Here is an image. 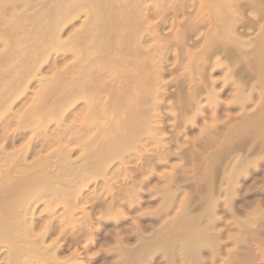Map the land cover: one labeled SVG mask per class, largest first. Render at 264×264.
<instances>
[{"label":"rangeland","instance_id":"1","mask_svg":"<svg viewBox=\"0 0 264 264\" xmlns=\"http://www.w3.org/2000/svg\"><path fill=\"white\" fill-rule=\"evenodd\" d=\"M140 1L136 5L133 4L132 6L131 3L129 6H131L133 9L130 10L131 9L130 7L128 12L127 11L124 12L127 14L123 15L124 14L123 13L122 16L120 15V12L122 13V11L118 9L117 7L118 5L114 4L116 23H119L121 20H123L124 22L125 19L127 20L129 18L131 19V17L135 15V13H136L135 16L138 17L139 13L137 10H140V15H141L140 18L138 19L140 24L139 27L140 30L139 29L138 30L140 31V35H141L139 37H142V41H139L141 42L142 46L139 43L138 44L135 43L136 46L133 45L134 43H131L132 45L130 43L129 44L127 43L128 44L127 47H129L128 52L132 50V46H134V48L136 47L135 48L136 51L132 50L134 51V55L132 52V55H130L129 53H128L129 55L127 54L128 57L124 56L125 60L127 61L125 63V65L127 66L124 65L125 67L124 70L127 71L131 70L132 72H134L133 70L136 69V67L132 66V64L133 65L137 64L136 66L144 71V72L142 71L143 72L142 74L143 75L147 74L148 76L146 79H148L151 82L149 83V82H145L146 80L145 81L143 80L145 84L149 83V86L150 84L153 86V88L150 89L151 99L149 101L140 99L139 105H141L140 107H143L142 108L144 110L143 112H145L144 115L146 117L145 118L146 125L142 127L138 135L139 142L135 143L132 146V148L122 153L120 158H115L113 160H110L109 166L107 167L106 170H104L105 173L104 172L99 173L98 175L93 177V180H91L90 178L91 182L87 184L88 183L87 181L86 183L87 186L84 183L86 186L83 187L84 189L78 188L81 189L83 195L81 194L82 195V196L80 195L81 199L78 200V198L80 197L79 196L80 193L78 194L79 190L77 191L78 194V195L76 194V196H78L76 198L77 202L74 199V196L69 193H65L61 195V197L56 196L57 198L55 197L54 201H52L53 197L50 196L52 200H50V198L47 199V203L49 201L50 203L53 202L51 205L50 203L49 204L45 203L46 205L44 204V201L46 202V200H44V197L46 199L47 194L46 196L44 195L41 199L37 200L32 205L33 208L31 207L32 213L28 214L29 215L28 217L32 218L30 219L32 220L31 225L33 224L35 225V228H33L34 225L32 227L33 233L37 235L40 234L41 236L42 234L41 232H44V235H46V236L43 235L44 236L43 240L46 244V245L44 244V246L51 248L49 250L47 249L48 251H45V253L47 254V252L49 253L58 252L59 261L64 263L66 262L67 264H111V263L123 264V262L124 264L127 263L129 264H145V263L146 264H198V263L199 264H264V152L263 153L261 152L262 147L259 146H257L259 147L257 148L259 149V151L257 152L255 150L256 145H254V143L257 144L256 142L258 141L257 139L254 143H252L253 145L250 143V141L251 142L254 141L251 140L253 137L257 138V136H259V133L261 132L262 129L260 130L257 127L256 129L254 126L257 125L251 124L252 123L251 120L248 119L249 115L257 108L256 106H258V103L260 102L261 99L259 97L260 93L258 91L259 90L258 83L260 81L258 80V77L260 79V73L259 76L257 74V71L260 72V68H261V60H259L261 59V57L258 56V51H256L257 50L256 46L258 45L256 44L254 45V42H257L258 40L256 39L258 37L257 31H260L259 27L261 25L263 26L262 23L264 20L262 21L258 19L260 21H257V18L252 17L253 14L255 15L254 12L258 11V10L254 11L255 9L254 7L257 4L253 3L254 1L257 2V0L254 1L245 0L248 3L252 1L251 3L255 4L252 5L253 10L251 5L249 7L251 8V10L249 9L250 11L248 10L246 11L245 7L243 6L237 7L236 9L237 10L239 9L238 11L240 12L239 13L240 15L242 14L241 10H243V12L244 11L246 12V15L244 14V16L246 17L245 18L244 16L242 17L243 14L241 16L239 15L241 19L237 18L238 20L236 21L238 23L234 22L233 20L229 22L230 24L228 25L229 27L227 26L228 21H226V23L220 20L207 21V18H203V19L196 18L193 20V16L191 19V15H193L191 14L192 13L191 11L193 8L190 6H187V8H185L184 7L185 5L182 4L181 0L177 1L178 4H176L177 6L176 13H178L176 15L180 16V18L179 16H176L178 17L177 18L178 20L175 18H171L175 16L173 15V10H172L173 8L171 9L169 0L168 3L167 0H140ZM189 2H191V0ZM243 3L244 2L242 1V3L240 4ZM257 6H260V3ZM129 11H131V13H129ZM188 12L189 13L191 12L190 13L191 15L189 14L190 19H186L189 18L187 17ZM248 12L249 13L253 12V14L250 13L249 15L247 14ZM126 15L127 17L124 18ZM78 18L79 19L74 20L75 22L73 21L74 24L71 23L73 25L68 24L65 26V28L61 33L63 40H65L70 35V33H72L74 29H75L74 31H76L78 30L79 26H81L82 21H84L83 14H81ZM242 18L245 20H243ZM253 19H255L256 21ZM127 20L125 21V23L127 22ZM247 22H250L252 27ZM254 23H256L255 24L256 26H254L256 30H253ZM233 24L234 27L232 28ZM194 26L197 28H195ZM226 27L228 28V30L229 28L233 29L234 33H232L231 29L229 31H226ZM223 28L226 32L223 30ZM182 29L184 31H182ZM125 31L126 34L128 32L125 29L123 31L124 34L122 33L123 35H126ZM213 32L214 34H212ZM223 32H225V35ZM251 42L253 44V45L251 44L252 46H250ZM130 45H131V50H130ZM137 45L140 47H137ZM254 46L256 47V49L254 48ZM70 55L71 54L68 51H65L59 53L57 52L56 54L49 56L48 60L44 61L43 65H41V74H42L41 77L49 78L51 74H53L54 72L61 71L66 66L73 63ZM132 56H135V59L134 58L132 59ZM256 59L258 60V62ZM130 60L134 61V63L131 64ZM252 62H254L253 63L254 65L252 64ZM130 64L132 68L135 67L133 68V70L130 68L129 66ZM127 68H129V70ZM135 71L137 75V73L139 72L138 69ZM139 73L141 74V72ZM104 74L106 73L104 72ZM125 74H128L126 76H130L129 72H125ZM106 75L110 76L108 74ZM112 76L114 75L112 74ZM68 77L70 78V76ZM64 78L61 79L62 80L64 79L65 82H68L69 79L67 78V76H64ZM106 78L104 77L103 79H105L107 83L104 82V84H101V86L105 85V89L106 87L108 88L106 90L107 93H110L111 91L110 94H112L111 96L113 98H115L114 96L120 95L119 93L121 91H123V93L126 91V89L124 88L125 86H123L122 83L124 81L126 82V80H127L126 83H128L129 81L127 78L125 79L123 78L124 80V81L122 80L123 82L118 80L119 82H122L121 83L122 86L118 81H116L115 77L112 78L110 76V79L109 78L106 79ZM100 80L101 79H99V81ZM213 80L215 81L214 83ZM256 80H258V82ZM94 81L96 84L97 79L96 80L94 79ZM143 81H141L142 82L141 85H139L137 88L139 89L141 88L143 90V86L145 85ZM116 82L119 85L116 84L115 86H113L114 88L115 87L117 88V89L115 88L116 89L115 90L111 86L114 85ZM125 82L123 83L124 85H126ZM99 83L97 82L98 86ZM109 83L111 86L109 85ZM252 83H254V85ZM38 84L39 83L35 80H33L32 82L30 81L26 93L23 94L24 96H21L19 100L14 102L12 107L7 110L8 114L4 111V114L6 113L7 117H9L11 121H12V117L15 116L14 113L16 114L19 113L21 110L25 109L24 106L26 105L27 108L29 107L30 102H32L33 100L32 98L34 97L35 92L38 89L37 88ZM119 86H121V89ZM145 86L147 87L148 85ZM243 87H245L246 89ZM114 91L116 92L115 93L116 95L113 94ZM134 91L136 92V90ZM213 91L216 93H214ZM251 92L254 93V95ZM257 92L259 93V95ZM107 93L104 95H107ZM110 94L103 97L106 98L110 96ZM247 94L253 95L254 98L253 97L251 98ZM111 96L109 98L113 99ZM208 96L209 98L212 97V99L208 100ZM213 96H215L216 98ZM213 99L215 101H213ZM254 100L259 102L257 103L255 101L257 103L256 104ZM78 101L75 104L73 103V105L70 106L69 109L67 110L68 112H65V114H63L66 117L65 118L63 116L66 119L65 120L66 122L62 123L63 125L61 124V126H57L56 124H54V122L52 124L50 122L47 123L44 120L45 126L46 123L48 124L46 126L47 129L44 132L40 131L37 134V136H34L36 137L35 139H33L35 141V142L33 141L34 144L31 143L30 146L26 144L28 142L27 139H29V137L31 138V134L25 132L24 138L25 139L27 138L26 139L27 141L25 139H21L23 140V143L20 140L19 142L17 141V143H15L16 147L14 144L11 145L10 142L12 140V137L17 136V131L16 133L14 132L16 130L15 128L18 129V127H16L15 124L12 125L11 123L12 126H8L7 128H5V130L4 129L0 130V137L2 138L3 137L2 134L5 135L6 133L4 138L7 136L8 137L6 139L4 138L2 139H4V141L10 140L8 142L7 141L4 142L0 138V142L2 141L5 144L9 143L10 147L7 146L8 144L2 145L3 143H0V146L7 149L8 150L7 152L9 151L14 152L13 150L18 149V151L15 150L18 153L19 151H21L19 149L23 147L22 148V153L24 152L23 154L21 152L19 154H17L16 152L15 153L17 154V160L19 159L26 162L28 161L27 164H32V161L33 163H36L34 162L35 160L37 161V159L40 160L42 158V157L40 158L39 155L47 156L54 149L56 152V149L59 146L57 145L55 146V144H53L57 148L52 149L51 147V149H49V147L47 146L43 147L42 145L43 141L44 139L45 140L48 139L46 138L47 136L51 137L55 133L58 135L59 133L63 132L61 130L65 129L66 126L67 128L68 126L69 128L71 127L72 131H73L72 128L75 126L77 130L80 128L83 129V127L81 126L82 124H84L83 122L84 120H82L84 116L83 112H85V116H87L86 114L88 113L87 112L88 109L84 100H78ZM142 101L143 103L146 102L145 105L143 106H142L143 104ZM132 104L133 105H129V107L132 106L130 107V109L139 108L140 110L139 105L138 107L136 106L137 107L136 108L134 107L133 102ZM252 105L255 108H253ZM77 107L78 108L81 107L82 109L80 108L78 109ZM76 117H78L77 120L76 119L74 120L73 118ZM9 119L7 118V121ZM14 119L15 118H13V121ZM78 119H80V121ZM112 119L113 117L111 118L110 116L109 121H111ZM247 119L249 121H247ZM124 120H125V116H124ZM102 121L103 123H105L104 122L105 120ZM109 121H108L109 124L113 122V121L111 122ZM79 124L80 127H77L79 126ZM93 124L95 126H93ZM243 124L245 125L242 127L241 125ZM91 127L92 129L90 132H93L91 134L89 132V128H86V130L88 129L87 133L89 132L88 134L87 133L86 134L87 135L90 134L89 136L84 135L85 130L83 131L84 134L83 132L82 133L78 131H77L78 133L75 131L74 132L77 134L81 133L82 135L87 137H90L91 135H92L91 137H98L97 135L98 132H100L101 127L99 126L98 128V125L96 126L94 122L92 123ZM75 128L74 130H76ZM252 128L254 129V132H252L253 134L251 133ZM239 129L242 130V133ZM255 130L258 133H256ZM113 133L116 134V131H114ZM254 133L256 134L254 135ZM73 134L70 135L73 136ZM81 134L77 136L80 138V140L79 138L77 139L76 141L77 143L78 140L79 143L82 142L81 140H83V136ZM80 135L82 136V139ZM111 135L113 134L111 133ZM76 136L74 134L75 138ZM259 137L261 138V136ZM69 138L71 141L74 142V144L73 143L71 144L70 141H69L70 143L66 142V144L65 143L63 144L65 145V147L67 144H70L67 145V147L69 146V148L67 147L66 148L68 150L73 149L72 151L69 150L70 153H68L69 154L68 158L69 157L70 158L67 162L73 160L72 163L73 162L78 163V161H80V156H82L83 154L81 148L82 145L80 147L75 142L76 139L75 140L74 138L71 139V137L68 136L67 139ZM87 139L89 140V138ZM82 143L84 144L85 142ZM258 143L261 144L260 141ZM23 144L28 145V147L24 146ZM11 146L14 147V149L11 148ZM61 146H60V150L62 149ZM252 147H254L255 149ZM45 148L46 149L48 148L49 150L44 151ZM26 150H28L27 153H25ZM252 152H254L255 155ZM20 154H22L23 157H21L22 155L20 156ZM25 157L26 159H21ZM213 158L214 160H212ZM13 159L10 160L11 162L9 161V165L10 163H14L15 159L14 160ZM234 159L236 161H234ZM59 160L63 161L65 159L60 157ZM243 160L246 161L242 162ZM62 161H58V165L60 164L62 166L63 165ZM244 165L245 167H243ZM1 168L3 167L0 166V169ZM145 168L147 169L145 170ZM22 175L24 176L25 174L20 173L18 176H22ZM231 180L233 181V183ZM7 182L8 181L6 182L4 181V183ZM168 182L171 183L168 184ZM132 184L134 185V187L132 186ZM130 185L132 186V188ZM129 189L130 192H128ZM125 191L128 192V194L125 193ZM65 195L66 197H68L67 199L69 200V202H71V200L74 202V203L72 202L71 204H74L75 207L73 205L71 206V204L68 203L66 199H65L66 202L70 206H68V204L66 203L67 205L65 204L66 206L64 205L65 207H62L61 204L63 202L61 203V200L62 201L64 200L62 199V197H64ZM184 197H186V200L187 197L189 198L188 199L189 203L188 200L185 201ZM169 199L171 201H169ZM83 200L85 201L87 200V201L83 202ZM117 200H119L120 202ZM78 201L80 202L78 203ZM57 202L61 204L59 205ZM108 202H110L109 203L110 205L108 204ZM188 204H190V206ZM49 205L51 207H49ZM83 205L85 207H83ZM47 207L49 208L47 209ZM66 207L67 210L68 209L70 210L67 211L66 209H64ZM210 207L211 209L209 211ZM51 208L53 212L49 211V209L51 210ZM100 208L102 209L100 210ZM201 212L202 215L200 214ZM86 213L90 218L89 220H87L88 217L86 216ZM104 214L107 215V217ZM180 214L182 216H180ZM95 216L97 218H95ZM97 219H99L100 221L99 220L97 221ZM184 219H186L185 223H184ZM196 221L197 223H195ZM172 224L174 225L171 226ZM166 227L167 229L171 228L170 230L173 232V234L169 229L167 230ZM190 227L194 228L195 230L196 228L200 227L198 229L201 230L200 232L202 234H199L200 232L198 230L199 232L198 235L195 233V235H197L196 238V236L194 235L195 230L191 229ZM42 229L43 230L45 229V231H43ZM134 230H136L137 232L134 233L135 232ZM191 230L193 231L192 233L193 236L190 237L192 239L193 237L196 239L193 240L190 239L189 233L192 232ZM62 231L63 233H61ZM162 232L164 233L162 234ZM182 232L184 234L187 232L186 233L187 235L186 234L183 235ZM82 234L85 235L81 236ZM158 235L160 236L158 237ZM38 236H34L32 237V239L35 240V242H38L40 239ZM151 236H154L153 238L158 241L154 240ZM184 238H189L192 243H190V240L189 242L188 241L184 242L183 240ZM186 240L187 239H185V241ZM194 240L198 244L201 243L202 247L201 245H199L201 248L199 246H197L199 248L195 247V249L197 248L196 250L198 249L199 250L196 251L194 249L196 252L191 253L190 249H192V247L195 246ZM58 241H60L61 243ZM139 242L142 244L140 245ZM146 243L149 244L151 243V244L149 246H146L148 245ZM188 243L192 247L186 246L187 248L188 247L190 248L188 249L190 253H188L187 255L186 254L188 252L187 248H185L182 245L183 244L189 245ZM91 244H93V246ZM157 245H159V248ZM180 245L184 247V249L181 248ZM152 246L153 247L157 246V247L156 248L154 247L155 248L154 249L151 248ZM146 248L148 249L151 248V249H149L150 251L148 250L147 252ZM157 248L159 251L157 250ZM145 249L147 252V253L145 252L147 257L143 253ZM5 251H6L5 248L1 249L0 251V264L8 263L6 258L8 256H6L7 253ZM191 251H193V249ZM92 253L93 255L91 256ZM48 254L44 259L49 262V258L47 259V257L50 256V254L49 255ZM121 255L122 257L123 255L125 256L122 258ZM125 257H127L128 259L127 258L124 259ZM194 257L195 258L197 257L196 258L197 260ZM51 261L52 260H50V262ZM40 263L45 264L43 262Z\"/></svg>","mask_w":264,"mask_h":264},{"label":"bare ground","instance_id":"2","mask_svg":"<svg viewBox=\"0 0 264 264\" xmlns=\"http://www.w3.org/2000/svg\"><path fill=\"white\" fill-rule=\"evenodd\" d=\"M139 1L140 0H0V126H1L0 130L1 129L5 130V128H7L8 126H12L14 124H15L16 127H18V129L15 128L16 130L14 131L15 133L17 131V136L16 137H14V136L12 137L11 136L12 134L10 135L12 137V140H11L10 144L11 145H13V144L15 145V143H17V141L19 142L21 139H25L24 138V133L27 132V133L31 134V138H32V139L30 137H29V139L26 138L28 140V142L26 144H28L30 146L31 143H33V141H34L33 139L36 138L34 136H37V134L40 131H43V132L46 131V129H47L46 126L48 125L47 123L50 122V123L53 124V122H54V124H56L57 126H61L62 123L66 122L65 121L66 117L63 114H65V112H68L67 110L69 109V107L72 106L73 103L74 104L77 103L78 100H84V102H85V104L87 106V109H88V111H87L88 113L86 114L87 116H85V112H83L84 113V116H83L84 119L82 118V120H84L83 121L84 124H82V122H81V124H82L81 126L83 127V129L80 128V129L77 130L75 128L76 126L75 127L72 126L73 127L72 128L73 131H72L71 127L69 128V126H68V128H67V126H66L65 129L61 130L63 132L60 131L61 133H59L58 135L55 133L51 137L47 136L46 138H48V139H46V140L44 139L43 144H42L43 147L47 146V147H49V149H51V147H52V149L57 148V147H55L56 145L59 146V147L56 149V152H55V149H54L52 152L50 151L51 153H49L47 156L46 155L45 156H40L38 154L40 158L42 157L41 158L42 160L41 159L40 160L37 159L38 162L36 160L34 161L36 163H33V161H32V164H27L28 161L26 162V161H22V160H19V159L17 160V154H19L20 152L22 153V148L23 147L22 148L20 147L21 149H19V150H21V151H19V153L17 152L18 149H15L17 151L13 150L14 152L9 151V152H12V153H9V152H7L8 151L7 149H5V148L0 146L1 147L0 148V166H2L4 168V169L3 168L0 169V251H1V249L5 248V250H6L5 252L7 253L6 256H8V257H6L7 258V262H8L7 264H36V263L37 264L38 263L42 264L40 262H43L45 264H65L66 262L64 263V262L59 261L58 252H51V253L47 252V254L48 253L50 254V256H48L47 259L49 258V262H50V260H52L51 261L52 263L51 262L49 263L48 261H46L44 259L47 256L45 251H48L51 248L44 246L45 242L43 240V237L46 236V235H44V232H41L42 233L41 236H40V234H38L39 235L38 236L37 234L33 233L32 227H33L34 224L31 225L32 224V220H30V219H32V218L28 217L29 216L28 214L32 213L31 212V207L33 208L32 205L37 200L41 199L44 195L46 196V194H47V196H46L47 198L45 199V197H44V200H46V202L44 201V204L45 203L46 204L50 203V201L47 203V199H49L50 196L53 197V200H52V198H50V200L54 201L56 196L61 197V195L65 194V193H69V194L73 195L74 199L76 200V198L78 197V196H76L77 191L79 190L78 191V194L80 193L79 196L82 194L81 189H78V188L84 189L83 187L85 186L87 181H88L87 184H89V182H91V180H93L94 176L98 175L99 173H103L104 170L107 169V167L109 166L110 160H113L115 158H120L122 153H124L125 151L129 150L130 148H132V146L135 143L139 142V136L138 135H139L142 127L146 125V119H145L146 117L144 115L145 112H143L144 111L142 109L143 107H140L141 105H139L140 104V99L141 100H145V101H149L151 99L150 89H152L153 86L151 84L149 86V83H151V82L148 79H146L148 75L147 74L143 75L142 73L144 71L142 69H140L139 67H137L136 66L137 64H134V65L132 64V63H134V61L130 60L132 66H135L136 69L133 70V68H135V67L132 68L131 64L129 65L130 68L134 72L129 70V68H127L129 71L124 70V68H125L124 65L127 62L125 60V57L127 56V54L129 53L130 55H132V52H133V55H134V51H136L135 50L136 47L134 48V46H132V50H134V51L131 50V45H132L131 43H134L133 45H135V46L138 43L141 45V42H139V41H142V37H139L141 35H140V31H139L140 30V28H139L140 24H139V20H138L141 15H140V10L136 9L138 11V13H139L138 17L135 16L136 15V13H135V15H133L132 17L130 16L131 17V19L129 18L130 21H129V19L128 20L125 19V21L127 20V22L125 23V21L123 22V20H121L119 18L121 21L119 20L120 22L116 23L115 22V9H114V4L118 5L117 6L118 9H120L122 11V13L120 12V15L122 16V14L125 11L128 12L130 7L133 4L136 5L137 3H139ZM177 1H179V0H169V4L171 6V9L173 8L172 9L173 10V15L175 16V17H171V18H175V19L178 18L176 16H179V15H176V14H178V13H176L177 12L176 4H178ZM181 1H182V4L185 5L184 6L185 8H187V6H190V7L193 8L192 11H191L192 13L190 12L193 15H191L188 12V15L189 14L191 15V19H192V16H193V20L196 19V18H198V19L207 18V21L208 20H213V21L220 20V21H224L225 23H226V21H228L227 22L228 23L227 26L230 25L229 22H231L233 20H234V22H237L236 21V20H238L237 18L241 19L240 16L242 14H243L242 17L244 16V14L246 15V12L244 11L245 12L244 13L243 10H241V9L240 10L242 11V14L240 15L239 14L240 12L238 11L239 9L238 10L236 9L237 7H239V6L242 7L243 6V7H245L246 11L247 10L250 11L251 10V8H249L250 5H251V7H252V5H255V4L251 3L254 0L249 2L251 4H249L245 0H191V2H189L190 0H181ZM242 1L244 3L240 4V3H242ZM259 1L257 0L258 3L256 1L253 2V3H256L257 5L260 3V6L256 5L257 7L256 6L254 7L255 8L254 11L258 10V11L254 12L255 15L253 14V12H250V13H252L254 15V16L252 15V17L257 18V21H260V20L263 21L264 20V0H259ZM167 3H168V0H167ZM130 4H131V6H129ZM248 4H249V6H248ZM180 5H179V7H180ZM132 9L133 8L131 7L130 10H132ZM181 9H182V6H181ZM252 10H253V7H252ZM134 12H135V10H134ZM129 13H131V11H129ZM250 13L248 12L247 14L250 15ZM81 14H83V16H84V18H83L84 21H82L81 26H79L78 30H76V31H74L75 30L74 29L73 30L74 32L72 31V33H70V35L65 40H63L62 36H61V33H62L63 29L65 28V26L68 25V24L73 25L74 24L73 21L76 20V19H79L78 17ZM125 14H127V13H124L123 15H125ZM186 14H187V12H186ZM188 15H187V17H189V18H186V19H190V15L189 16ZM126 17H127V15L124 18H126ZM245 17L246 16H244V18ZM179 18H180V16H179ZM175 19H174V21H175ZM258 19H260V20H258ZM243 20H245V19H243ZM253 20H255V19H253ZM71 23H73V24H71ZM247 23L250 24V22H247ZM255 24L256 23H254L253 28H254V26H256ZM262 24H263V26L260 24L261 25L259 27L260 29L258 28L260 31H257L258 37L257 38L255 37L256 39H258L257 42L253 41L254 45L255 44L258 45V46H256L257 47L256 51H258V56L261 57V59L258 58L259 60H261L260 72L257 71L258 76H259V73H260V79L258 77V80H260L259 81L260 85L258 83V86L260 87V88L258 87V89H259L258 91H259L260 95H259L258 92L257 93H258V95H259V97L261 99L259 98L260 99V102L258 101L259 103L256 100H254V102L256 101L258 103V106L255 105L257 108L254 110L253 108H255V107L252 105L253 106L252 109L254 111L252 110L253 112L249 115L248 119L251 120V122H252L251 124L257 125V126H254L255 128L257 127L260 130L262 129L261 132H260L261 134L259 133V136H261V138L259 136H257V138H255L250 133L249 134L253 137L251 140H254L252 142L250 141L251 144L254 143L256 141V139L258 140V141H256L257 144L254 143V145H256V149L254 147H252V148H254L258 152L259 149H257V148L262 147L261 148V152L263 153L264 152L263 151V149H264V21H263ZM187 25H188V23H187ZM190 25H191V23H190ZM196 25H198V24H196ZM174 26H176V25H174ZM72 27H74V26H72ZM233 27H234V24H233L232 28ZM251 27H252V25H251ZM251 27H250V29H251ZM195 28H197V27H195ZM125 29L128 32L126 34V31H125L126 35H123L124 34L123 31ZM230 29L231 28H229V30ZM141 30H142V28H141ZM223 30H224V28H223ZM229 30L226 27V31H229ZM231 30H232V33H234L233 29H231ZM253 30H256V28H254ZM182 31H184V30L182 29ZM225 32H223L224 35H225ZM253 32H256V31H253ZM212 34H214V32ZM140 38H141V40H140ZM250 39H251V36H250ZM129 41H132V42H129ZM127 43L131 44L130 45V50H131L130 52H128L129 51L128 50L129 47H127V45H128ZM251 44H252V42L250 43V46L253 45V44L252 45ZM137 47H140V46L137 45ZM256 47L254 46L255 49H256ZM124 50L127 51V52H125ZM65 51H68L71 54L70 57H71L73 63H71L70 65L66 66L61 71L54 72L53 74H51V76L49 78H42L41 77V75H42L41 74V65H43L44 61L48 60L49 56L54 55L57 52L59 53V52H65ZM124 53H125V55H124ZM135 56H132V59L133 58L135 59ZM257 62H258V60H257ZM257 62H255V63H257ZM253 63L254 62H252V64ZM148 65H149V63H148ZM125 66H127V65H125ZM137 69H138L139 72H141V74L137 71L138 73L136 75V71L135 70H137ZM114 71L115 72L117 71V72L115 73ZM104 72L106 74L110 75L112 78L115 77L116 81H118V80L122 81L123 78L124 79L127 78L128 81H129L128 83H126L127 80H126V82L123 80L126 83V85L123 84L124 83L123 81H122L123 83L118 81L120 83V85L122 83V85L125 86L124 88L126 89V91L124 93H123V91H121L122 93L120 92L119 93L120 95L114 96L115 98H113L111 96L112 94H110L111 93L110 90H109L110 93H107L106 90L108 88L106 87V89H105V85L101 86V84H104V82H106L105 79H103L104 77L105 78L108 77L110 79V76H107L106 74H104ZM125 72H129L130 76H126L128 74H125ZM131 73H133V74H131ZM112 74L114 76H112ZM64 76H67V78L69 79L68 82H65L64 79L66 77L64 78ZM68 76H70V78ZM254 76H256V75H254ZM142 77H145V78H142ZM61 78H64V79L62 80ZM108 78H106V79H108ZM252 78H253V76H252ZM255 78H257V77H255ZM94 79L95 80L97 79L98 83L100 81L103 82V83L100 82L99 86H98L97 82L95 84ZM99 79H101V80L99 81ZM33 80H35V81H37L39 83L38 87H37L38 89L35 92L34 97L32 98L33 100H32V102H30V105H29L28 108L26 107L27 106L26 105V106H24L25 109H23V108H22L23 110L20 109L21 111L19 113H17L18 115L16 113H14L15 116L13 115L14 117H12V121H13V118H15L14 119L15 122L13 121L14 122L13 123L9 119V117H7V114H8L7 110L9 108H11L12 105L14 104V102L19 100V98H21V96H24L23 94L26 93L30 81L32 82ZM140 80L141 81H143V80L145 81L146 80L145 82H149L148 84H145V82L143 81L144 84L148 85L149 87L148 86L146 87L144 85L143 86V90L141 88L140 89L137 88L142 83ZM258 80H256V81L258 82ZM91 81H94V82H91ZM113 82H114V79H113ZM214 82L215 81L213 80V83ZM110 83H109V85H110ZM116 84H117V82L114 85H112V86L110 85V86L113 87ZM252 84L254 85V83H252ZM117 85H119V84H117ZM121 86H119L120 89H121ZM254 87H251V88H254ZM243 88H245V87H243ZM243 88H242V90H243ZM125 89H123V90H125ZM134 90H136V92ZM132 91H134V92H132ZM106 93H107V95L110 94V96L113 99H110L109 98L110 96L104 98L105 96H107V95H104ZM115 93L116 92L114 91L113 94H115ZM214 93H216V92H214ZM117 94H118V92H117ZM249 94H247V95H249ZM252 94L254 95V93H252ZM253 95H249V96L251 98L252 97L254 98ZM213 97H215V96H213ZM210 99H212V97L209 98V96H208V100H210ZM248 99H249V97H248ZM250 100H252V99H250ZM257 100H258V98H257ZM130 101H131V103H130ZM213 101H215V100L213 99ZM213 101H210V102H213ZM216 101H217V99H216ZM132 102L134 103V107H136V106L138 107V105H139L140 110L137 107H136L137 109H135V108H131L130 109V107H132V106L129 107V105H133ZM142 103H143V101H142ZM145 103H143L142 106L145 105ZM244 103H245V101H244ZM237 105H239V104H237ZM241 105H242V103H241ZM79 108L82 109L81 107H79ZM83 109H85V108H83ZM4 111L7 114L6 113L4 114ZM239 111H240V109H239ZM110 116H111V118L113 117V119L111 120L113 122L109 121ZM122 116H123V118H122ZM124 116H125V120H124ZM7 118L10 120V122H9V120L7 121ZM77 118L78 117L73 118V119L77 120ZM80 119H78V120L80 121ZM121 119H123L124 121L121 120ZM248 119H247V121H249ZM44 120L47 122L46 126L44 124ZM89 120L91 121V123H90ZM102 120H105L104 121L105 123H103ZM79 121H78V123H79ZM88 121H89V124H88ZM108 121L111 122V123L109 124ZM93 122L96 124V126L98 125V128H99V126L101 127L100 128V132H98V135H97L100 139L98 137H91L92 135L90 136L91 138L87 137L91 133H93V132H90L91 129H92L91 126H92ZM11 123H12V125H11ZM104 124H107V125H104ZM244 125L245 124H243L241 126L243 127ZM93 126H95V125L93 124ZM77 127H80V124ZM61 128H63V127H61ZM74 128L76 130H74ZM86 128H89V132H90L89 135H87L89 132L87 133L88 129L86 130ZM94 128H96V127H94ZM253 128H252L251 133L254 132ZM259 129H258V131H259ZM84 130H85V134L83 132ZM235 130H237V129H235ZM18 131H19V133H18ZM54 131H56V130H54ZM57 131H58V129H57ZM74 131L75 132L78 131V132H81V133L83 132L84 135H87V136H84L81 133H79V134H81L83 136V140H81V141L85 142L84 144L82 142L79 143L80 138L77 137L79 134H77L78 132L75 133ZM114 131H116V134L113 133ZM240 131L242 133V130H240ZM7 132H9V131H7ZM72 132L75 134V136L77 134L76 138L74 137V134ZM96 132H97V130H96ZM245 132H246V130H245ZM255 132H256V130H255ZM111 133L113 135H111ZM256 133H258V132H256ZM256 133H254V135ZM70 134H73V136H71ZM235 134H237V133H235ZM2 135H3L2 138H4L6 133H5V135L4 134H2ZM81 135H80V137L82 139ZM68 136H70L71 139H73V138H74V140L76 139L75 142L79 138V140H78L79 144L77 142L76 143L80 147L82 145L81 148H82L83 154H82V156H80V161H78V163L77 162H75V163L73 162L72 163L73 160L70 161V162H67L69 160V158H70V157L68 158V155H69L68 153H70V151H72L73 149L72 150L69 149L70 150L69 151L67 149V148H69V146L67 147V145H70V144L66 145L67 148L63 144L64 143L66 144V142L68 143L69 141L71 142V144L72 143L74 144V142L71 141L70 138L67 139ZM7 137H5L4 139H6ZM84 137L86 138V140H85ZM248 137H250V136H248ZM258 137H259V139H258ZM87 138H89V140ZM4 139H2V141H4ZM2 141L0 143H3L2 145H4L5 144L4 142H6L7 140H5L4 142H2ZM8 141H10V140H8ZM21 141L23 143V140H21ZM259 141H260L261 144L258 143ZM7 144H5V145L10 147V144L9 143H7ZM21 144H20V146H21ZM53 144H55V146ZM23 145L28 147V145H25V144H23ZM51 145H53L54 147L51 146ZM61 145L64 146V147H62ZM60 146L62 148L61 150H60ZM257 146H259V147H257ZM15 147H16V145H15ZM41 147H39V148H41ZM11 148L14 149V147H12V146H11ZM252 148H250V149H252ZM49 149L45 148L44 151L45 150L48 151ZM27 151L28 150H26L25 153H27ZM57 151L59 152V155H58ZM252 151H254V150H252ZM245 153H246V151H245ZM252 153L255 155L254 152H252ZM22 154H20V156ZM233 154H234V152H233ZM12 156H13V158L15 156V158H14L15 160L12 158ZM59 156L61 158H64L65 160H63V161L59 160L60 159ZM21 157H23V155ZM57 158H58V160H57ZM11 159L14 160V163H10V165H9V161ZM21 159H26V157L25 158H21ZM212 160H214V158ZM257 160H259V159H257ZM58 161H62L63 165L62 166L60 164L58 165ZM229 161H231V160H229ZM234 161H236V160L234 159ZM245 161L246 160H243L242 162H245ZM252 163H254V162H252ZM245 164H247V163H245ZM35 165H36V167H35ZM228 165H229V163H228ZM243 167H245V165ZM146 169L147 168H145V170ZM25 171H28L29 173L25 172ZM20 173H24L25 175L24 176L23 175L22 176H18ZM167 176H169V175H167ZM170 177H171V174H170ZM90 178H91V180H90ZM60 179H61V181H60ZM62 180H64V181H62ZM4 181L5 182L8 181V182L4 183ZM170 183L171 182H168V184H170ZM232 183H233V181H232ZM87 184H86V186H87ZM132 186L134 187L133 184H132ZM132 186H131V188H132ZM124 189H125V187H124ZM120 190H122V189H120ZM174 191H175V189H174ZM128 192H130V189H129ZM128 192L125 191V193H127V194H128ZM130 195H132V194H130ZM81 196L78 198V200L81 199ZM115 196H116V194H115ZM64 197H66V195ZM64 197H62V199H64V200L63 201L61 200V203L63 202L62 204L57 202L59 205L61 204L62 207H65L68 203L71 204L73 202L72 200H71V202H69V200L67 199L68 197H66V198H64ZM166 197H167V195H166ZM184 198H185V201H187L189 199L188 197H187V200H186V197H184ZM65 199L67 200L68 203L66 202ZM69 199H70V197H69ZM111 199H113V198H111ZM164 199H166V198H164ZM84 201L85 200H83V202ZM117 201H119V200H117ZM169 201H171V200L169 199ZM76 202H77V200H76ZM79 202L80 201H78V203ZM110 202H108V204ZM52 203H50V205ZM81 203H82V201H81ZM188 203H189V200H188ZM41 204H43V203H41ZM50 205H49V207H51ZM72 205L74 206V204H71V206ZM171 205H172V203H171ZM188 205L190 206V204H188ZM68 206H70V205L68 204ZM112 206H113V204H112ZM123 206H125V205H123ZM49 207H47V209ZM83 207H85V206L83 205ZM64 209L67 210V207L64 208ZM101 209L102 208H100V210ZM103 209H104V207H103ZM115 209H116V206H115ZM210 209H211V207L209 208V211H210ZM53 210H54V208H53ZM68 210H70V209H68ZM49 211L53 212L52 208H51V210L49 209ZM71 213H74V212H71ZM197 213H199V212H197ZM200 214L202 215V212ZM107 215H105V216L107 217ZM86 216L88 217L87 213H86ZM180 216H182V215L180 214ZM95 218H97V217L95 216ZM45 219H47V218H45ZM45 219H44V221H45ZM89 219L90 218L88 217L87 220H89ZM102 219H104V218H102ZM98 220L99 219H97V221ZM185 220L186 219H184V223H185ZM66 222H67V220H66ZM42 223H44V222H42ZM195 223H197V221ZM180 224H183V223H180ZM173 225L174 224H172L171 226H173ZM48 226H49V224H48ZM51 227H52V225H51ZM33 228H35V225H34ZM183 228H185V227H183ZM190 228L195 230L192 227H190ZM198 228H200V227H198ZM198 228H196V230L194 231V235H195V233L198 235V233L201 231ZM166 229H167V227H166ZM168 229L170 230L171 228H168ZM173 229H175V228H173ZM177 229H179V228H177ZM186 229H187V227H186ZM37 230H39V229H37ZM40 230H41V228H40ZM198 230H199V232H198ZM43 231H45V229ZM134 231H135L134 233L137 232L136 230H134ZM161 231H163V230H161ZM61 233H63V231ZM163 233L164 232H162V234ZM192 233H193V231L191 233H189V237L193 236ZM155 234H157V233H155ZM172 234H173V232H172ZM182 234L185 235L183 232H182ZM199 234H202V233L200 232ZM33 235L34 236H38L40 238L39 241L37 239L38 242H35V240L32 239V237H34ZM84 235L82 234L81 236H84ZM197 235H195L196 238H197ZM159 236L160 235H158V237ZM151 237L153 238L154 236H151ZM177 238H178V236H177ZM196 238L193 237V239H196ZM143 239H146V238H143ZM185 239H187V240L185 241ZM190 239L193 240L191 237H190ZM190 239L189 238H184L183 240H184V242H187V241L189 242ZM90 240H92V239H90ZM154 240H156V239H154ZM183 240H181V241H183ZM191 240H190V243H192ZM144 241H146V240H144ZM144 241H142V242H144ZM156 241H158V240H156ZM49 242H50V240H49ZM58 242H60V241H58ZM141 244L142 243H140V245ZM146 244H148L146 246H149L151 243L150 244L146 243ZM91 245L93 246V244H91ZM144 245H145V243H144ZM194 245H195L194 247H192L190 244L189 245H185V244L182 245L185 248H187L186 246L192 247L193 251H191L192 249H190L189 247L187 248V251H188V252L186 251L187 255L190 252L191 253L192 252L195 253L196 251H198L199 249L198 250H196V249L200 247L199 245H201V243L198 244L195 241ZM78 246H79V244H78ZM81 246H83V245H81ZM89 246H90V244H89ZM157 246L159 248V245H157ZM160 246H163V245H160ZM182 246H181V248L184 249V247H182ZM197 246H199V247H197ZM154 247L152 246L151 248H154ZM195 247H197V248L195 249ZM201 247H202V245H201ZM151 248H149V249H151ZM158 248H157V250H158ZM146 249H147V252H148L149 249L148 248H146ZM146 249L143 252L145 254V256H146V253H147ZM188 249H190V252H189ZM110 252H112V251H110ZM92 255H93V253L91 254V256ZM124 256L125 255H123V257ZM87 257H90V256H87ZM117 257H118V255H117ZM121 257H122V255H121ZM68 258H69V256H68ZM126 258L127 257H125L124 259H126ZM117 261H118V259H117ZM111 262H114V261H111ZM195 262H197V261H195ZM123 264H124V262H123ZM127 264H129V263H127Z\"/></svg>","mask_w":264,"mask_h":264}]
</instances>
